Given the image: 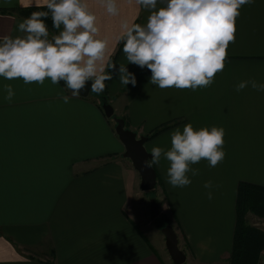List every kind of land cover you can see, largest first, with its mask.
Returning <instances> with one entry per match:
<instances>
[{"label":"crops","instance_id":"0c3cea01","mask_svg":"<svg viewBox=\"0 0 264 264\" xmlns=\"http://www.w3.org/2000/svg\"><path fill=\"white\" fill-rule=\"evenodd\" d=\"M119 2L120 15L112 17L89 0L112 56L123 43L116 39L121 22L144 26L150 15L135 0ZM163 6L165 0H157V10ZM27 7L46 6L44 0H0V38L23 35L18 24ZM115 63L104 91L88 97H73L63 81L0 77V264H174L164 234L155 238L147 222L139 223L160 187L142 190L103 100L140 135L163 128L147 140L149 152L169 150L171 133L188 123L225 129V158L215 167L207 160L190 165L199 169L187 174L190 185L167 182L170 162L163 155L153 165L166 197L159 209L178 234L184 264H230L238 187L264 186V91L236 90L241 81L264 83V0L240 8L225 67L207 88L161 89L150 83L147 67L126 61L123 46ZM120 63L135 74V86L120 83ZM6 84L15 92L11 101L4 98Z\"/></svg>","mask_w":264,"mask_h":264},{"label":"clouds","instance_id":"9594fccd","mask_svg":"<svg viewBox=\"0 0 264 264\" xmlns=\"http://www.w3.org/2000/svg\"><path fill=\"white\" fill-rule=\"evenodd\" d=\"M112 17L120 15L119 0H97ZM129 3L132 0H128ZM150 10L146 25L120 24L117 41L123 42L126 61L150 70V83L161 89L207 88L217 73L223 71L227 48L235 41L236 19L240 8L253 0H165L157 10V0H135ZM47 11H36L18 24L22 36L0 38V77L22 79L25 84H52L63 81L73 97L81 96L91 81L90 91L102 93L106 81L113 79L116 63L111 59L108 37L100 36L96 15L90 11L89 0H44ZM51 15L52 26L61 29L49 38L45 20ZM119 81L126 86L137 83L135 74L120 63ZM248 85L264 91V83L241 81L236 90ZM5 100L11 101L15 92L10 84L4 86ZM65 103L70 97L62 96ZM225 129L213 126L194 129L191 123L171 133V147L165 151L154 146L151 163L159 164L161 156L170 162L167 182L173 187L191 184L187 175L199 174L190 165L207 160L215 167L225 158L223 151ZM206 189L213 184L207 181ZM212 199V192H208ZM264 258V252L261 253ZM264 264V259H262Z\"/></svg>","mask_w":264,"mask_h":264},{"label":"water","instance_id":"95a60500","mask_svg":"<svg viewBox=\"0 0 264 264\" xmlns=\"http://www.w3.org/2000/svg\"><path fill=\"white\" fill-rule=\"evenodd\" d=\"M51 17V15H49ZM91 81L88 82L86 89L82 90L81 97H88ZM103 109L109 118H113L116 122V133L125 146L124 157L129 158L134 168L141 175V188L144 191H151L156 188L158 183V175L155 167L146 166V161L151 163V152L146 149L145 143L148 140L146 135L138 136V134L130 128L126 127L125 119L115 115L113 106L109 103H103ZM160 215L159 205L156 201L151 202V217L157 218ZM162 232L166 240V248L172 258L174 264H184L187 260L186 253L180 248L179 237L171 224H167L162 228Z\"/></svg>","mask_w":264,"mask_h":264},{"label":"trees","instance_id":"16d2710c","mask_svg":"<svg viewBox=\"0 0 264 264\" xmlns=\"http://www.w3.org/2000/svg\"><path fill=\"white\" fill-rule=\"evenodd\" d=\"M36 11H47L46 7H27L20 11V14L27 18L31 13ZM45 23L52 24V19L49 16ZM123 46L120 44L116 54L112 56V61L115 63L119 52ZM111 71V70H109ZM105 100H103V103ZM162 129H157L152 136H155ZM264 202V187L243 182L238 187L237 197V225L234 235V245L231 253V264H256L258 260L257 247L261 246L263 241L253 235L257 231L255 228L246 224L245 214L250 209H258V204ZM254 232V233H253ZM252 235V238H250ZM250 236V237H249ZM254 247L257 251L254 250Z\"/></svg>","mask_w":264,"mask_h":264},{"label":"rangeland","instance_id":"374dc122","mask_svg":"<svg viewBox=\"0 0 264 264\" xmlns=\"http://www.w3.org/2000/svg\"><path fill=\"white\" fill-rule=\"evenodd\" d=\"M47 27H48V30H49V38L50 39H51V37L53 35H58L59 32L62 30V28L61 29H55V28H53L52 24L51 25H48L47 24ZM93 93L94 92H91V95H93ZM101 98H102V96H101ZM113 121H114V124H115V127H116V122H115L114 119H113ZM160 128L163 130L162 127H160ZM155 131H153L150 134H147L146 135L148 137V139H152V138H154L158 134L157 133L155 136H152V134ZM138 136H141V135L138 134ZM146 143H147V141H146ZM146 143H145V146H146ZM131 163H132V161H131ZM157 184H158L157 186L160 187L159 190H158L159 193L156 196L153 197V200L156 201L159 204L160 202H164L166 200V197H165V195H164V193L162 191V188L160 186V183H157ZM261 187H264V186H261ZM163 197H165V198H163ZM150 204H151V201L149 200L147 219L144 220V218H142L143 221H140L139 220V223H141L144 226V223L147 222L148 223L147 226L150 229V235H152V233H154L155 234V238L158 237L159 239L162 240V239H164L163 238L164 236H163L162 228L164 226H166L167 224H170L171 220L165 221V217L164 216H166V215L164 213L161 214V211H160V215L157 218H154L153 219L151 217ZM160 207L161 206L159 204V208ZM139 219H141L140 216H139ZM245 221H246V224L248 226L255 228V230L257 231L256 233L253 232L254 233L253 235H255L259 239V241H263L262 245L259 246V247H257V250L258 251L254 247V250L258 252V254H257L258 260H257V263L256 264H262V259H264L261 256V253L264 252V202H262L261 204L260 203L258 204V209H250V210H248L246 212V214H245ZM250 236L249 237L252 238V235H250ZM47 255H48V257H51L52 256V254L49 253V252H47ZM49 260L51 262L52 259H49ZM230 264H231V257H230Z\"/></svg>","mask_w":264,"mask_h":264}]
</instances>
